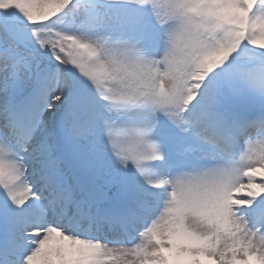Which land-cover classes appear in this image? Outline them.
Returning <instances> with one entry per match:
<instances>
[{
    "label": "snow or ice",
    "instance_id": "6c2138e0",
    "mask_svg": "<svg viewBox=\"0 0 264 264\" xmlns=\"http://www.w3.org/2000/svg\"><path fill=\"white\" fill-rule=\"evenodd\" d=\"M0 264H264V0H0Z\"/></svg>",
    "mask_w": 264,
    "mask_h": 264
}]
</instances>
